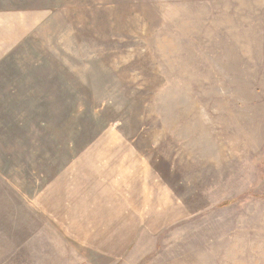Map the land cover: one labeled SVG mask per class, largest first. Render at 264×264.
I'll return each instance as SVG.
<instances>
[{
	"label": "rangeland",
	"instance_id": "1",
	"mask_svg": "<svg viewBox=\"0 0 264 264\" xmlns=\"http://www.w3.org/2000/svg\"><path fill=\"white\" fill-rule=\"evenodd\" d=\"M0 264H264V0H0Z\"/></svg>",
	"mask_w": 264,
	"mask_h": 264
},
{
	"label": "crops",
	"instance_id": "2",
	"mask_svg": "<svg viewBox=\"0 0 264 264\" xmlns=\"http://www.w3.org/2000/svg\"><path fill=\"white\" fill-rule=\"evenodd\" d=\"M119 229L118 231L116 232V240H124L125 242H127V245L125 247V250L128 249L130 247V245L132 244V239H133V234L135 232H133L134 229H132V226H138V222H132L130 220L127 219V217H124V216H119ZM125 226H131V230L129 229V227L126 229V228H123ZM136 231V230H134ZM123 241V242H124ZM123 242L120 243V247H122V245L124 244ZM120 251V250H119ZM122 251V250H121Z\"/></svg>",
	"mask_w": 264,
	"mask_h": 264
}]
</instances>
